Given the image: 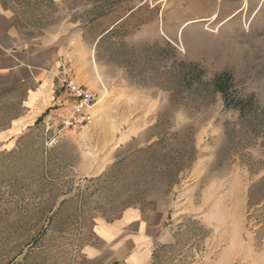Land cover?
I'll return each mask as SVG.
<instances>
[{"label":"rangeland","instance_id":"374dc122","mask_svg":"<svg viewBox=\"0 0 264 264\" xmlns=\"http://www.w3.org/2000/svg\"><path fill=\"white\" fill-rule=\"evenodd\" d=\"M0 2L61 34L98 97L88 127L0 153V264H82L96 222L136 206L168 213L152 264H264V0ZM221 74L252 112L226 107ZM22 100L0 99L1 127Z\"/></svg>","mask_w":264,"mask_h":264},{"label":"crops","instance_id":"0c3cea01","mask_svg":"<svg viewBox=\"0 0 264 264\" xmlns=\"http://www.w3.org/2000/svg\"><path fill=\"white\" fill-rule=\"evenodd\" d=\"M67 42L51 25L31 24L0 2V99L16 94L23 97L12 123L6 128L0 126V153L13 150L17 144L10 143L16 136L30 133L41 124L56 133V125L69 115L67 96L60 87L63 71H69ZM76 80L86 86L81 73ZM167 215L164 208L136 206L113 221L99 219L81 263L152 264L155 251L173 243L166 228ZM244 235L245 227L241 226L235 235L238 245ZM240 251L237 246L229 255L230 262Z\"/></svg>","mask_w":264,"mask_h":264},{"label":"built area","instance_id":"2783aa9c","mask_svg":"<svg viewBox=\"0 0 264 264\" xmlns=\"http://www.w3.org/2000/svg\"><path fill=\"white\" fill-rule=\"evenodd\" d=\"M60 87L67 96L69 115L62 120L64 128L82 129L95 120L96 93L89 87L78 83L66 69L60 79Z\"/></svg>","mask_w":264,"mask_h":264},{"label":"trees","instance_id":"16d2710c","mask_svg":"<svg viewBox=\"0 0 264 264\" xmlns=\"http://www.w3.org/2000/svg\"><path fill=\"white\" fill-rule=\"evenodd\" d=\"M192 72L195 76L200 77L202 72L197 68H192ZM215 85L216 91L223 94L225 98V105L227 108L231 107L232 109L239 108L241 114H245L246 112H252L254 108V102L252 99H238L236 97L233 98V93H229L233 87V84L228 76V74H221L215 78L213 81ZM255 111H257L255 107Z\"/></svg>","mask_w":264,"mask_h":264},{"label":"bare ground","instance_id":"6f19581e","mask_svg":"<svg viewBox=\"0 0 264 264\" xmlns=\"http://www.w3.org/2000/svg\"><path fill=\"white\" fill-rule=\"evenodd\" d=\"M103 103V99H101V101L98 103L97 106L101 105Z\"/></svg>","mask_w":264,"mask_h":264}]
</instances>
